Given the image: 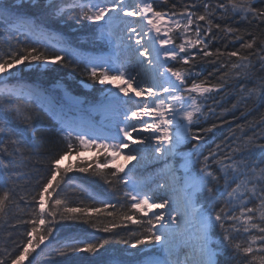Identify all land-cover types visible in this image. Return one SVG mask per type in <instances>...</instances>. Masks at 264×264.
I'll use <instances>...</instances> for the list:
<instances>
[{
  "label": "snow or ice",
  "instance_id": "snow-or-ice-1",
  "mask_svg": "<svg viewBox=\"0 0 264 264\" xmlns=\"http://www.w3.org/2000/svg\"><path fill=\"white\" fill-rule=\"evenodd\" d=\"M28 2L36 4V0ZM162 2L166 4L168 0ZM254 3L255 0H216L213 5L211 0H203V12L197 14L191 10L196 7L195 3L185 6L180 12L169 13L156 10L152 0H61L55 6L49 0L51 10L48 15L51 18L63 19L69 12L79 9L77 23L88 21L95 25L104 22L100 38L107 37L114 42V53L108 59H88L86 72L93 82L118 89L116 93L109 89L105 96L107 103L97 107L114 111L123 118L107 131L103 126L85 128L83 122H62L60 131L66 141V150L52 160L49 178L32 197L35 201L32 218L21 221L31 224V230L27 232L30 238L23 250L11 259V264H24L32 251L44 245L45 241L51 243L54 226L64 221L90 225L104 233H113L128 222L140 225L142 231L130 232L127 238L117 241L132 249L146 246L149 256L155 255L154 259L145 256L138 264H218V256L225 248L235 255L247 257L246 264H264V144L258 146L261 149L259 160H250L244 155L237 159L231 154L218 157L216 150L203 155L197 145H193L188 154L180 153L178 148L181 143L202 139L192 131V125L204 115L200 98L222 85L197 82L199 73H194L191 67H166L169 61L191 65L195 55L190 49H199L203 57L224 55L219 49L212 52L208 48L211 40L215 39L214 27L242 41L240 49L248 52L247 55L241 54L240 50L227 53L229 57L238 58L237 62L230 64L235 76H248V70L255 67L251 56H255L264 69V32L239 35L237 28L227 24L222 28L219 23H213L216 10H222V18L229 13L233 17L239 15L259 28L264 25V7H255ZM23 4L24 0H20V4H16L15 0H0V9L11 14ZM126 18H134L135 23ZM199 21L206 23V29H202L197 23ZM17 23L19 27L15 26ZM118 25H122L119 34ZM10 26L14 31L24 29L32 33L38 42H51L52 34L35 15L21 17L17 12L16 20L10 22ZM174 32L182 34L180 43H176L170 35ZM245 36L248 38L245 39ZM59 43L57 40V46ZM74 51L70 47L59 46L58 53L49 55L37 47L13 48L9 45L6 52L0 51V83L23 71L21 65L29 68L33 65L67 66L71 60H66V57H72ZM190 78L192 82L189 85ZM253 94L264 95V83L259 90H249V96ZM30 98L31 93L26 94L23 89H0V111L7 110L16 119L30 124L31 116L26 114ZM38 131L33 127L32 136L35 137ZM0 134H4L13 146L10 152L8 145L0 141V153L14 155L21 151L19 141L13 138L16 136L14 130L5 132V125H0ZM93 148L102 153V159L82 158L84 151ZM149 150L154 160H164V168L159 175L166 176L167 182L129 179L130 174L138 170L140 162L146 159L145 153ZM236 151L239 149H233V152ZM73 154L80 161L77 171H91L113 188L123 185V202L101 201V207H72L59 198L57 190L67 173L73 170L71 166L61 169L60 162L65 156L71 158ZM121 156L125 161L123 165L116 163ZM177 157L181 162L179 167ZM132 161L136 164L129 168L128 164ZM214 164L218 166L215 171ZM4 167L7 168V165ZM179 172L183 174L178 175ZM221 180L224 181V192L218 197L212 185H219ZM153 183L155 188L151 186ZM177 186L182 193V202L174 206L176 201L170 193L176 191ZM154 193H159V196H154ZM225 195L223 203L217 207L219 198ZM10 197L8 190L0 195V216L5 213ZM201 197H204V203H201ZM125 206L127 210L123 211ZM169 208L171 211H166ZM101 217L111 219L98 224L97 220ZM189 223L195 224L194 235L189 232ZM42 225L45 226L43 231L40 228ZM217 228L220 229V236L214 240L213 232ZM240 231L249 234L245 245L234 242L232 234ZM60 243L62 246L57 254L61 257L78 253L96 255L109 240L91 242L69 237ZM0 264H5V260L0 259Z\"/></svg>",
  "mask_w": 264,
  "mask_h": 264
},
{
  "label": "trees",
  "instance_id": "trees-1",
  "mask_svg": "<svg viewBox=\"0 0 264 264\" xmlns=\"http://www.w3.org/2000/svg\"><path fill=\"white\" fill-rule=\"evenodd\" d=\"M53 2V6L60 3L58 0L55 4ZM211 2L214 5L216 0H211ZM15 3L20 4V0H15ZM194 3L196 7L191 10L197 14L202 13L203 0H168L166 4L162 0H156L153 7L158 11L171 13L173 11L180 12L185 6H191ZM48 5L49 0H40L36 4H30L28 0H24L23 6L11 14L0 9V51L6 52L11 45L13 48L37 47L49 55L58 53L59 49L53 45L44 40L38 42L35 35L14 31L10 26V22L16 20L17 12L21 17L35 15L46 26L49 33L60 41V46L70 47L75 51L72 57H66V60H71L67 66L57 64L44 68L33 65L29 68L27 65H21L20 68L23 71L19 73L22 75L20 82L33 84L45 91H50V87L61 80L71 93L87 99L92 98L93 100L89 102L96 103L101 99L102 93L97 90L98 83L89 79L84 63L88 52H103L105 44L98 42L97 31L93 27H89L86 24L87 21L77 23L79 9L69 12L63 19H54L48 15L51 10ZM254 6L264 7V3H261V0H255ZM197 23L202 26V29H206L207 25L204 21ZM213 23H219L222 28L226 24L237 28L240 30L239 35H244L246 32L253 35L264 32V25L258 28L255 23L249 24L239 15L233 17L229 13L222 18V10H216ZM195 26V24L192 26L193 29ZM212 31L215 39L211 40L208 48L212 52L219 49L224 55L203 57L199 49H194L191 53L195 55V60L191 65H182L178 61H172L169 65L172 68L191 67L194 73H199L197 82L205 81L209 85H222L212 93L205 94L200 98L204 115L200 117L198 123L192 125V131L202 139L187 143L184 150L191 152L193 145H197L198 151L203 155H208L210 151L216 150L218 157L231 154L237 159L244 155L250 160H259L261 149L258 146L264 144V95L249 96V90L260 89L261 84L264 83V69L261 68L256 57L251 56L250 60L255 67L248 70V76H235L234 71L230 70V64L237 62L238 58L229 57L227 53L240 50L241 54L247 55L248 52L240 49L242 41L234 39L233 35L225 34L214 27ZM189 35L193 34L189 33ZM247 38L245 36V39ZM174 40L176 43L181 42L178 34L174 35ZM221 65L225 66L221 67ZM226 72L228 76H224ZM191 82L190 78L188 84L190 85ZM82 83L91 85L92 90L90 92L83 91L80 86ZM15 84L12 83V85ZM26 114L31 116L30 124L16 119L7 110L0 111V125H5V132L9 129L15 131L16 136L13 138L19 141L21 150L14 155L0 153V195L4 190L11 193L10 200L6 202V211L0 216V259H4L5 264H11V259L23 250L30 238L27 236V232L31 230V224L21 221L32 218V208L35 207L32 197L37 195L49 178L52 160L66 150L65 139L60 135L55 122H52L44 111L37 108L36 105L27 104ZM33 127L39 130L35 137L31 134ZM207 129H211V131H205ZM0 141L7 144L9 151L12 152L13 146L8 143L4 134H0ZM249 141L252 143L250 144ZM217 145L220 146L219 149H217ZM233 149H239V151L233 152ZM79 163L80 161L77 160L74 164L69 163L64 167L71 166L73 170L67 173L57 190L59 198L66 200L72 207H101V201L117 203L120 200L123 202L121 200L124 191L123 185L113 188L100 177L94 176L91 171L81 173L76 170ZM4 165H7V168ZM212 167L214 171L218 168L215 164ZM218 175L221 174L218 173ZM212 187L214 193L219 197V193L224 192V181L221 180L219 185L213 184ZM53 195L56 196L55 193ZM21 197L24 199L21 200ZM224 198L226 195L219 198L217 207L223 203ZM200 200L201 203L205 202L204 197H201ZM126 210L127 206L123 211ZM109 219L111 218L101 217L97 223H107ZM44 227L40 226L41 231ZM139 231H142V227L131 222L115 229L113 233H104L96 231L90 225L64 221L54 226L53 238H50L54 244L40 254H37L36 250V253L31 250L32 255L24 261V264H120L121 261H124L125 264H134V262H128V257L124 255V252L128 251L126 249L130 247L117 241L127 238L130 232ZM232 235L234 242L241 245H245L249 239V234L243 231L234 232ZM219 236L220 229L217 228L213 232V239L215 240ZM69 237H77L91 242L108 239L109 243L96 255L78 253L61 257L57 254L59 247L62 246L60 242ZM145 249H147L146 246H138L137 249L131 251H134V256H137L140 251ZM247 259L243 254L235 255L225 248L218 256V264H246Z\"/></svg>",
  "mask_w": 264,
  "mask_h": 264
},
{
  "label": "rangeland",
  "instance_id": "rangeland-1",
  "mask_svg": "<svg viewBox=\"0 0 264 264\" xmlns=\"http://www.w3.org/2000/svg\"><path fill=\"white\" fill-rule=\"evenodd\" d=\"M37 1H39V0H36V2ZM56 1L57 0H52V2L54 4ZM58 1L61 2V0H58ZM86 24L89 27H93L96 31L98 29L97 34L100 38V33L103 31V28H104L103 22H100L98 24L93 25L87 21ZM73 31H71V32H73ZM30 34H32V33H30ZM175 34H177V33H175V32L170 33V35L173 36V39H174ZM178 35L181 39L182 34H178ZM98 36H97V38H98ZM99 38H98L99 43L102 41L105 42L106 52L103 54L98 53L96 51L88 52L86 55V59H85L86 61L90 58H98V57L108 59L109 57H111L113 55V50H112V46L110 44V39L105 37V38H100V41H99ZM50 39H51L50 43L55 45V47L59 48V46H57V40L55 38H53V36L50 37ZM192 50H194V49H190V52ZM169 62H172V61H169ZM84 64H85V70H86V62ZM48 66H52V65H47V66H43V67L46 68ZM166 66H168V64ZM21 76H22L21 74H18V75L11 76L8 79L4 80L3 83H0V89H4V88H10V89H16V90L23 89L20 86H16L17 84L15 85L16 87L14 85H12V83H15V81H18L21 78ZM80 86L82 87V90L85 92H90L93 88L88 83H82ZM102 88H104V90H103L104 92L102 91V97L106 96L109 89L111 91H113L114 93L118 92V89L112 85H100L98 83L97 90H100ZM35 89L36 88L28 86V88L25 89L24 91L26 94L31 93L30 99L37 100L38 102H40L38 104H41L43 106L44 110L47 112V114L57 121L60 128H61L62 122L65 120L74 121L77 123L83 122L85 128H88L90 126L96 127L94 124L96 121L93 119V117L95 116L97 110L93 111L94 108H87L88 101L93 100L92 98L86 100V98H84V97H80V96H77V95L71 93V91L66 87L64 82L60 80V81H58L57 84L53 85L52 90L58 94L62 104L65 105V108L64 107H57L56 102L52 98H50V97L45 98L41 93H39ZM193 95H195V94H193ZM110 112L112 113L111 117L113 118V120L111 122H106L105 119L108 117V114ZM110 112H107V111L102 112L103 115L99 118V120H97V124H98L97 127L103 126L104 130L107 131V129L112 127L117 120H120L123 118L122 115L117 116L114 111H110ZM60 133H61V131H60ZM61 135L63 136L62 133H61ZM191 141L192 140H189L188 142H185V143H181L179 147L183 146L184 144L186 145L187 143H189ZM179 152L182 154L190 153V152L184 151L182 149L179 150ZM98 157L102 159V153L99 152L95 148L88 150V151H84L82 153V158H87L89 160L97 159ZM177 158H179V157H177ZM77 160L78 159H77L76 155H73L71 158H69L68 156H65V158L63 160H61V162H60V167L64 168L69 163L74 164ZM125 171H127V168L125 169ZM129 179L134 180V181H138L139 177H137V175L130 174ZM149 215H151V213H149ZM51 243H49L47 241V243H45V245H43V248L47 247ZM126 250H128V251L124 252V255L126 257H128V259L129 258L130 259L131 258H133V259L141 258L142 259V258H145V256H149L148 249H145L144 251H140L137 256H134V251H131L133 249L129 248ZM149 258L154 259L155 255H151V256H149Z\"/></svg>",
  "mask_w": 264,
  "mask_h": 264
},
{
  "label": "bare ground",
  "instance_id": "bare-ground-1",
  "mask_svg": "<svg viewBox=\"0 0 264 264\" xmlns=\"http://www.w3.org/2000/svg\"><path fill=\"white\" fill-rule=\"evenodd\" d=\"M129 2H131V0H129ZM126 19H128L132 23H135L134 18H126ZM103 24H104V22H103ZM120 27H122V25L116 26V28H117V34H119V28ZM110 44L112 46V50H113V53H114V50H115L114 42L110 40ZM169 63L170 62H168V64ZM166 67H169V66H166ZM158 82L162 83V81H158ZM181 149L182 148L179 147L178 148V151L181 150ZM145 156H146V159L140 162V164L138 166V170L133 173L134 175H137V177H139L138 180H140V179H152V180H155L156 182H160V183L167 182V179L168 178L166 176L159 175L160 170L164 168V160L163 159H161L159 161L154 160L151 150H149L148 152H146L145 153ZM116 163L121 164V165L125 164V161H124L123 156H121L119 158V160L116 161ZM180 163H181L180 162V159L177 158L176 159V164H177L178 167L180 166ZM133 164H136V161H132L130 164H128V167L129 168L132 167ZM177 174L178 175H182L183 173L182 172H179ZM151 186L153 188H155V184L154 183ZM170 195H172L173 199L176 201V205H174V206H178V205L181 204V202H182V193H181V191H179V186H177V190L171 192ZM154 196H157L158 197L159 196V193H154ZM27 201H29V200H27ZM20 208H21V206H20ZM156 211H159V210H156ZM166 211H171V208L167 209ZM173 214H175V213H173ZM188 219L189 220L191 219L190 210H189V217H188ZM188 228H189L190 234L194 235L195 234V224L194 223H189L188 224ZM81 240H83V239H81ZM45 243H47V242H45ZM53 244L54 243L52 242L50 245H48L45 248H43V245H42V247L36 249L37 254H40L41 252H44L47 248L51 247ZM54 247H55V245H54ZM30 251H31V249H30ZM36 251H33V252L36 253Z\"/></svg>",
  "mask_w": 264,
  "mask_h": 264
}]
</instances>
